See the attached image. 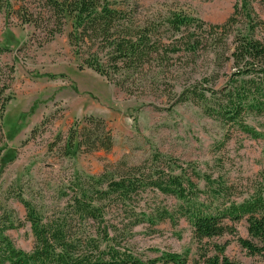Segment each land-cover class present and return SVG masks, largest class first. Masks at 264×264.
<instances>
[{"label": "rangeland", "instance_id": "374dc122", "mask_svg": "<svg viewBox=\"0 0 264 264\" xmlns=\"http://www.w3.org/2000/svg\"><path fill=\"white\" fill-rule=\"evenodd\" d=\"M109 1L121 2L119 6L130 10L137 21L158 25L165 43L179 36L163 22L171 14L198 19L205 23L203 44L196 55L180 49L168 52L162 62L122 70V76L110 80L84 65L74 53L67 37L69 22L61 33L44 41L42 32L21 23L0 4V47L8 49L0 50V97H10L1 119L0 215L11 212L14 223H24L6 232L22 250H30L32 236L17 195L29 200L44 219L66 215L76 219L67 207L74 183H82L90 191L91 178L100 176L108 165L147 161L149 166L155 153L163 161L170 159L180 165L200 190L206 191L203 175L208 174L228 186V195L236 202L254 192L264 195V138H252L206 116L203 104L182 100L181 94L188 85L204 79L218 89L235 70L231 60L225 59L231 50L230 39L222 42L210 36L207 26L230 17L235 0ZM251 5L264 20V4L251 0ZM241 24L240 19L238 26ZM236 28L240 27L234 31ZM257 35L264 39L260 30ZM3 84L7 87L2 91ZM88 115L106 121L113 134L111 149L84 152L74 148L63 155L59 147L70 125ZM247 123L264 131V115L248 117ZM183 205L172 195L147 189L124 209H117L113 223H129L142 213L143 221L131 229L127 240L141 257L154 258L163 251L186 253L189 264H202L198 262L201 252L212 253L213 247L224 245V255L241 264L259 260L236 240L247 236L244 219L233 224L234 235L225 233L199 242L180 214ZM162 211L171 214V220H160L157 213Z\"/></svg>", "mask_w": 264, "mask_h": 264}, {"label": "trees", "instance_id": "16d2710c", "mask_svg": "<svg viewBox=\"0 0 264 264\" xmlns=\"http://www.w3.org/2000/svg\"><path fill=\"white\" fill-rule=\"evenodd\" d=\"M264 4V0H260ZM21 23L31 25L43 33L44 41L63 31L69 22L68 41L82 63L106 78H113L122 70L142 69L152 61H160L168 52L179 49L196 55L203 44L204 22L185 14H171L163 22L168 30L177 33L169 43L160 37L159 26L149 21H137L121 2L109 0H0ZM240 19L243 24L238 26ZM191 25L193 30L191 31ZM210 36L222 42L230 39V59L235 70L218 89L208 80L195 82L182 90V100L203 104L206 116L222 124L235 127L252 138H264L247 123L251 116L264 115V20L256 16L251 0H235L233 11L221 24H207ZM234 27L236 28L234 31ZM195 31H200L195 34ZM1 51L8 50L0 47ZM161 66V65H160ZM10 72L13 70L9 67ZM115 83L123 86L120 79ZM3 89L7 84L2 85ZM9 96L0 97V141L2 140V112ZM112 135L104 119L93 115L75 119L62 139L63 155L74 148L84 152L98 149L108 151L113 145ZM1 152V150H0ZM165 163L164 165H161ZM91 178L88 189L74 183L67 207L72 215L44 219L29 200L17 195L25 210L32 236V246L25 251L14 245L7 230L24 223H14L11 212L0 215V264H189L187 254L163 251L157 257L145 258L132 251L127 243L131 229L143 221L135 215L129 223H113L116 210L131 204L134 197L145 190L172 195L184 204L180 214L191 226L197 241L235 234L234 223L246 222V237H236L238 244L250 256L264 264V195L254 192L236 202L228 195L229 187L221 180L204 174L206 191L186 175L185 170L170 159L163 161L155 153L150 165L147 161L128 165L119 162ZM179 171V173L176 172ZM194 176H198L195 175ZM88 190V192H86ZM217 202V203H216ZM1 208V205H0ZM130 216L133 215L131 209ZM160 220L171 214L162 211ZM87 220L91 223H81ZM74 221L80 223H72ZM223 246L213 247L212 253L199 254L202 264H241L223 253ZM197 264V262H194Z\"/></svg>", "mask_w": 264, "mask_h": 264}]
</instances>
